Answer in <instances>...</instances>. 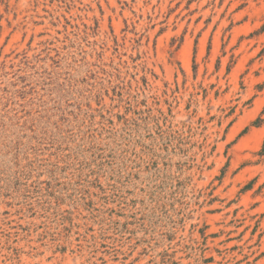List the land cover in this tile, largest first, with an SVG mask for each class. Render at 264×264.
Masks as SVG:
<instances>
[{
  "label": "rangeland",
  "instance_id": "obj_1",
  "mask_svg": "<svg viewBox=\"0 0 264 264\" xmlns=\"http://www.w3.org/2000/svg\"><path fill=\"white\" fill-rule=\"evenodd\" d=\"M0 264H264V0H0Z\"/></svg>",
  "mask_w": 264,
  "mask_h": 264
},
{
  "label": "bare ground",
  "instance_id": "obj_2",
  "mask_svg": "<svg viewBox=\"0 0 264 264\" xmlns=\"http://www.w3.org/2000/svg\"><path fill=\"white\" fill-rule=\"evenodd\" d=\"M184 52V51H183Z\"/></svg>",
  "mask_w": 264,
  "mask_h": 264
}]
</instances>
